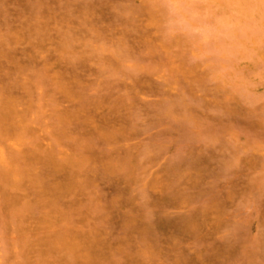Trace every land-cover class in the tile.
Instances as JSON below:
<instances>
[{"label":"rangeland","instance_id":"374dc122","mask_svg":"<svg viewBox=\"0 0 264 264\" xmlns=\"http://www.w3.org/2000/svg\"><path fill=\"white\" fill-rule=\"evenodd\" d=\"M0 264H264V0H0Z\"/></svg>","mask_w":264,"mask_h":264},{"label":"clouds","instance_id":"9594fccd","mask_svg":"<svg viewBox=\"0 0 264 264\" xmlns=\"http://www.w3.org/2000/svg\"><path fill=\"white\" fill-rule=\"evenodd\" d=\"M169 11L172 14H176L179 11V0H168ZM194 33L199 34V30H194Z\"/></svg>","mask_w":264,"mask_h":264}]
</instances>
